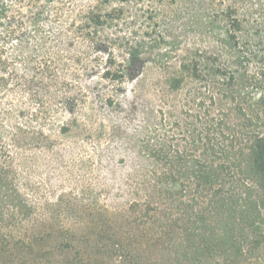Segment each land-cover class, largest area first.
<instances>
[{
  "label": "trees",
  "instance_id": "obj_1",
  "mask_svg": "<svg viewBox=\"0 0 264 264\" xmlns=\"http://www.w3.org/2000/svg\"><path fill=\"white\" fill-rule=\"evenodd\" d=\"M191 1L206 8L210 49L167 78L170 121L146 135L123 207L73 216L39 214L28 176L32 146L56 145L44 128L79 108L58 66L67 28L40 26L63 2L0 0V264H264V0ZM89 14L87 29L105 25ZM21 38L18 74L3 56ZM36 48L50 67L31 66Z\"/></svg>",
  "mask_w": 264,
  "mask_h": 264
},
{
  "label": "rangeland",
  "instance_id": "obj_2",
  "mask_svg": "<svg viewBox=\"0 0 264 264\" xmlns=\"http://www.w3.org/2000/svg\"><path fill=\"white\" fill-rule=\"evenodd\" d=\"M179 1L62 0L48 4L65 10L59 19L45 16L40 26L45 31L67 28L58 66L67 77L64 87L78 98L79 108L68 105L44 128L55 146H32L28 155L30 194L39 214L74 216L113 205L123 207L127 198L119 188H124L132 167L142 162L139 153L146 135L162 130L161 124L170 121L159 112H167L162 104L168 96L163 88L167 78L196 51L201 54L210 49L213 30L206 8L191 0ZM114 10L119 11L117 15ZM91 12L104 17L100 20L105 22L103 27H85ZM39 36L37 31L31 34L34 39ZM22 40H11L3 56L18 74L26 58ZM32 50L31 66L52 65L42 49ZM110 63L111 74L105 77ZM37 102L40 106L43 97ZM76 118L79 126L73 124ZM62 127L70 132L61 134Z\"/></svg>",
  "mask_w": 264,
  "mask_h": 264
}]
</instances>
